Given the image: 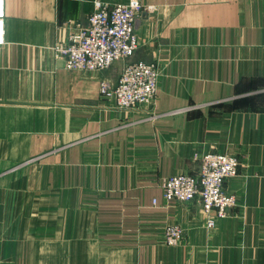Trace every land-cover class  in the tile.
Segmentation results:
<instances>
[{
    "label": "crops",
    "instance_id": "crops-1",
    "mask_svg": "<svg viewBox=\"0 0 264 264\" xmlns=\"http://www.w3.org/2000/svg\"><path fill=\"white\" fill-rule=\"evenodd\" d=\"M140 1L134 56L85 73L53 49L95 0H6L0 264H264V0ZM135 62L158 66L156 102L123 110L102 86ZM210 153L241 161L240 205L213 229L161 186Z\"/></svg>",
    "mask_w": 264,
    "mask_h": 264
},
{
    "label": "built area",
    "instance_id": "built-area-1",
    "mask_svg": "<svg viewBox=\"0 0 264 264\" xmlns=\"http://www.w3.org/2000/svg\"><path fill=\"white\" fill-rule=\"evenodd\" d=\"M95 10L86 25L69 24L67 42L56 44L54 53L65 61L71 71L97 73L110 69L115 63L127 61L139 48L136 22L140 14L152 12L140 0L108 4L95 0ZM6 40V0H0V46ZM159 89V68L146 62L125 66L117 85L103 84L102 94L113 98L119 108L130 109L151 106L156 102ZM240 162L225 154H209L201 160L196 175H176L163 180V197L167 202L190 203L199 199L207 225L214 228L219 220L229 216L236 206L235 195L226 191V183L239 174ZM178 225L168 226L164 240L175 245L183 237Z\"/></svg>",
    "mask_w": 264,
    "mask_h": 264
},
{
    "label": "rangeland",
    "instance_id": "rangeland-1",
    "mask_svg": "<svg viewBox=\"0 0 264 264\" xmlns=\"http://www.w3.org/2000/svg\"><path fill=\"white\" fill-rule=\"evenodd\" d=\"M125 63V61H121V62H117V63H115L114 64V66L116 67H118L119 65L122 67V64H124ZM126 64V63H125ZM113 66V67H114ZM85 73H87V72H85ZM105 84H108V83H105ZM134 108H139V107H134ZM134 108H130V109H134ZM130 109H123V110H130ZM210 154H219V153H210ZM220 154H222V153H220ZM207 155H209V154H206V155H204L203 157H202V159L205 157V156H207ZM225 155H228V154H225ZM229 156H233V155H229ZM233 157H236V156H233ZM238 160H239V162H240V168H239V174H240V170H241V161H240V159L238 158V157H236ZM201 159V160H202ZM239 174H238V176H239ZM180 175H183V174H180ZM184 175H191V174H184ZM194 176V175H193ZM172 177V176H171ZM170 178V177H169ZM236 178V177H235ZM165 180V179H164ZM226 189V188H225ZM226 191H227V189H226ZM228 192V191H227ZM229 193V192H228ZM236 196V195H235ZM236 198H237V204H236V206L235 207H233V208H236V207H238L239 205H240V203H239V199H238V197L236 196ZM232 208V209H233ZM231 209V210H232ZM230 210V211H231ZM229 215H230V212H229ZM229 217V216H228ZM208 220V219H207ZM208 222V221H207ZM217 224V223H216ZM174 225H177V224H174ZM171 226V225H170ZM178 226H180L183 230H184V233H183V237H182V239L178 242V243H176L175 245H169V244H167L166 242H165V240H164V242H165V244L167 245V246H171V247H175V246H178V245H180L181 243H183L184 242V240H185V237H186V230L181 226V225H178ZM216 226V225H215ZM207 227H208V225H207ZM209 228V227H208ZM167 229V228H166ZM209 229H211V228H209ZM213 229V228H212ZM164 235H165V233H164Z\"/></svg>",
    "mask_w": 264,
    "mask_h": 264
}]
</instances>
